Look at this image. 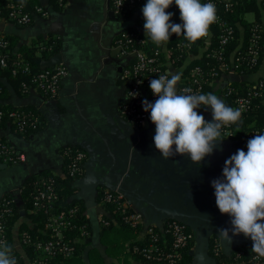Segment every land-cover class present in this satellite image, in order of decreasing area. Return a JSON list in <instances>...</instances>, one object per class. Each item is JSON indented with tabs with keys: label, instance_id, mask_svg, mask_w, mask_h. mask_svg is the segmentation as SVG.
<instances>
[{
	"label": "crops",
	"instance_id": "0c3cea01",
	"mask_svg": "<svg viewBox=\"0 0 264 264\" xmlns=\"http://www.w3.org/2000/svg\"><path fill=\"white\" fill-rule=\"evenodd\" d=\"M43 4L50 10L47 18L36 17L24 28L0 21V33L16 34L27 42L58 40L60 49L48 60H56V66L65 65L68 75L55 98H46L38 91L13 95L11 102L15 106L37 109L45 124L40 131L24 137L11 127L0 129V136L13 141L22 156L18 164L5 167L1 163L0 199L10 192L20 200L23 183L33 175L44 171L62 174L64 149L80 146L87 158L84 174L74 185L76 197L85 201L92 220L93 246L104 250L99 239L104 208L98 193L109 189L121 191L132 207L143 213L147 224L161 227L170 219L186 223L195 235V264H216L209 253L213 236L219 238L225 251H232L242 243L252 248L253 242L243 234L232 236L231 243L220 238L218 230L231 229V218L219 211L211 185L214 179L222 178L225 161L237 149L246 152L241 136L234 134L231 139L218 141L213 154L199 165L187 156L161 157L153 141L156 126L150 120V112L142 107L146 114L143 125L122 114V106L129 100V83L124 76L129 57L120 53L116 39L122 29L136 24L135 19L120 18L110 0H68L59 10L49 0H43ZM168 67L172 73H179ZM259 76V73L232 74L228 80L250 81ZM225 83L226 79L213 83V94L224 103ZM145 99L149 103L156 101L148 94ZM196 111L205 121H212L210 108L202 106ZM28 223L23 215L13 228V244L18 249H21L19 232ZM202 239L207 252L204 259L199 254ZM131 260L133 264H142L133 257Z\"/></svg>",
	"mask_w": 264,
	"mask_h": 264
},
{
	"label": "trees",
	"instance_id": "16d2710c",
	"mask_svg": "<svg viewBox=\"0 0 264 264\" xmlns=\"http://www.w3.org/2000/svg\"><path fill=\"white\" fill-rule=\"evenodd\" d=\"M207 0H201V3H206ZM147 0H140L137 6L133 10H127L124 14L118 15L125 21L135 19L136 26L128 27L126 31L138 30L144 42L139 46L145 51L153 53L156 50L161 51L162 59L168 62L173 69L179 70L181 79L178 81L176 89L182 85V82H190L193 78L192 69L196 65L202 67V76L204 79V89L208 93H213V83L221 80V76L225 79H229L230 73L228 71H221V61L215 57L207 55L215 48L220 49L219 34L222 31V27L218 22L210 25V36L207 39H199L194 44H191V49L178 47V43L187 44V40L184 35L170 36V40L167 43H162L159 47L151 42L150 38L145 37L144 30V17L142 14V8L146 4ZM11 3L23 5L24 11L32 12L36 4H43V0H0V7L2 12L0 13V21L4 18L9 23L8 12L13 8ZM49 3L53 5L57 10L61 9V5L58 0H49ZM218 16L230 24L233 28V39L224 45V49L220 54L234 64L241 63L237 72L241 76L252 75L259 73L260 76L256 80H232L224 84L225 104L233 107L235 97L247 95L249 89L255 84L263 82V86L257 88L259 91L258 96H253L251 101V108L242 113L241 121L233 125L234 134H239L247 152V141L252 137L249 134L252 131L259 130L261 134L264 128V0H232L230 9L225 7L224 3L219 2L216 5ZM34 11V10H33ZM173 13L171 23H181L180 11L178 7L173 4L166 9ZM248 13H253L254 18L249 20L247 18ZM19 28L27 26L15 24ZM31 25V24H30ZM29 26V25H28ZM255 29L258 32V39H256V47L260 51V56L255 64H251V57L249 55V48L251 44V37ZM2 37L7 41V46L2 49L3 54L7 59V65L2 66L0 62V109L5 111H11L17 108H29L36 111L40 117V124L38 129L33 131L36 133L44 128L45 119L43 115L32 107H19L15 106L11 99L14 94L25 95L28 93L23 92L24 84L29 87L33 86V77L40 73L44 69H52V67H44L37 59L42 58L48 60L60 49V43L55 41L51 50H40L38 46L41 42L51 44L52 39H35L30 42L22 41L20 36L2 32ZM210 53V54H211ZM241 58V59H240ZM22 61L18 72L14 73L16 61ZM20 62V61H19ZM24 66L29 67V71H23ZM215 67L218 70L220 77L215 79L210 76V70ZM233 88L231 94H229V88ZM46 98H50L49 95H44ZM11 127L14 131V126L9 124L7 120L0 122V129H6ZM20 136H28L29 133H19ZM234 135V136H235ZM1 139H6L0 136ZM77 151L85 150L80 146L66 147L64 171L62 174H55L52 172L44 171L38 175H33L28 178L22 185L20 200L13 198V194L7 192L0 199V214H3L2 220L7 227V234L5 239L7 245L12 247V256L16 260V264H133L131 257L139 260L142 264H193L194 254L193 248L195 246V239L191 241L189 246L183 249V258L177 263L148 261L144 259L138 252L135 251L136 247L142 246L145 242L140 239L144 234V224H133L128 215L133 212L132 208L123 211L117 205L112 203L104 204V212L101 214L100 219V232L99 239L101 245L104 247L102 251L98 246H93L91 243V236L93 235L92 220L87 212L85 201L76 197L77 188L74 183L84 174L83 161L82 171L73 177L68 172V163L76 155ZM86 153V152H85ZM3 160L0 159V166ZM52 181L58 199L56 201L47 204V207L36 208L33 205L35 190L41 180ZM105 189H101L98 193V199L101 200L102 193ZM5 199L9 202L3 201ZM5 204L1 207V205ZM6 208H10L6 211ZM74 209L75 212L70 214L69 210ZM22 210L25 211L24 218L29 220L26 227V233L31 236L30 241L24 242L23 238L20 239L21 249H18L13 244V228L16 223L23 218ZM56 214H64L68 220L67 227L63 232L62 242L68 244L71 247L69 253H65L61 250V245L57 244L54 247L53 253L43 252L38 247V243L41 241H47L52 238L51 229L46 228L48 219ZM189 227V226H188ZM23 230V228L21 227ZM189 229H191L189 227ZM192 230V229H191ZM148 238V236H147ZM219 238L216 236L211 237L209 242V253L216 264H251L253 263L252 248L246 243H242L235 247L232 251L226 252L221 247H217ZM108 257V261L106 260Z\"/></svg>",
	"mask_w": 264,
	"mask_h": 264
},
{
	"label": "built area",
	"instance_id": "2783aa9c",
	"mask_svg": "<svg viewBox=\"0 0 264 264\" xmlns=\"http://www.w3.org/2000/svg\"><path fill=\"white\" fill-rule=\"evenodd\" d=\"M68 0H58L59 4L63 7ZM112 3L113 10L117 15L124 14L127 10H133L136 8L137 3L140 0H110ZM212 2L215 7L221 2L225 4L227 9H230L232 5V0H207L206 3ZM10 6L13 8L8 12V20L12 23L28 26L32 24L36 17L47 18L49 16L50 10L44 4H36L34 6V11H24L23 5L11 3ZM166 11V10H165ZM2 9L0 7V13ZM169 12V11H166ZM218 24L222 27V31L219 34L220 49L215 48L212 50V53L209 52L207 55L217 58L221 61L220 70L225 72L228 71L230 75H241L237 72L238 67L241 63L234 64V59L232 63L227 62L224 57L220 54L224 49V45L233 39V28L216 12ZM173 17V16H172ZM6 19V18H4ZM182 23V22H181ZM210 36V33L207 37L201 39H207ZM258 39V32L255 29L251 37V44L249 48V55L251 57L250 63L253 65L257 62L258 57L260 56V51L256 47ZM56 39L52 38L51 44L41 42L38 46L40 50H51L55 44ZM144 42L138 30L136 31H121L116 39L117 46L120 49L122 55L129 57V64L124 71V76L129 83V100L122 106V114L127 118H130L137 123L143 125L146 119V114L143 111L142 102L144 96L148 94L153 99H158L157 96L153 95L149 83L152 79H158L160 75L166 73H172L171 69L168 67V62L163 61L161 56V51L158 49L153 53L145 51L142 47H139ZM187 44L178 43V47L185 48L186 50L191 49V46H186ZM7 46V41L2 37L0 33V62L2 66L7 65V59L2 52V49H5ZM211 53V54H210ZM241 59V58H240ZM20 61V62H19ZM15 62L17 66L14 68V73L18 72V67L21 66L22 61L19 60ZM23 71H29L28 66H24ZM210 76L212 78L220 77L218 70H215V67H212L210 70ZM204 72H202V67L196 65L192 69L193 78L189 82H182L178 94H207L208 92L204 89V79L200 78ZM68 75V69L65 65L60 64L54 68L44 69L37 75L33 77L34 85L29 87L24 84L23 92L30 93L32 91H38L42 95H49L50 98H55L60 90L62 80L65 76ZM170 78V77H169ZM225 79L224 76H221V80ZM227 83L228 78L226 79ZM178 84V83H177ZM177 86V85H176ZM263 86V82L260 84H255L250 87L247 95L237 96L234 99L233 107L234 109H240L241 113L248 111L251 108L252 97L258 96L260 93L257 90ZM229 94L232 93L233 88H229ZM7 120L9 124L14 126L15 131L19 133H29L38 129L40 124V117L33 109L29 108H17L11 111H5L0 109V122ZM222 138L231 139L234 135L233 125L222 128ZM264 132V128L262 129ZM261 134V131L256 130L252 131L249 136L253 137L254 135ZM86 157V153L83 151H77L76 155L68 163V172L71 176L76 177L83 168V161ZM0 159L3 160V163L7 165L18 164L22 156L18 153L17 145L9 139L0 138ZM17 200L15 196H13ZM58 199V195L54 188L52 181L49 182V179L41 180L38 184L33 205L36 208L47 207V204ZM3 201H6L3 199ZM6 202H9L8 200ZM100 203L104 206L106 203H112L117 205L123 211H126L128 208H132L133 212L128 215V219L135 224H144L145 231L141 235L140 239L145 243L142 246L136 247L135 251L138 252L144 259L148 261H163L168 263H177L183 258V249L187 248L191 241L195 239L193 230L189 229L188 225L180 220L170 219L164 222L160 226H155L152 224H147L144 219V215L137 208L132 207L131 202L124 196V194L119 190H109L105 189L102 193ZM5 204L2 203L1 207ZM10 209V208H9ZM8 208L5 210L8 211ZM70 214L75 212L74 209L69 210ZM3 214H0V245L7 244L5 239V234H7V227L2 220ZM64 214H56L51 216L46 224V228L51 229V236L47 241H41L38 243V247L42 249L43 252L53 253L54 247L57 244L61 245V250L66 254L70 252L71 247L68 244L62 242L63 232L65 227H67V222ZM28 225H22L23 230L19 232L20 239L23 238L24 242L30 241L31 236L26 233V227ZM148 236V238H147ZM217 247H221L220 241L218 240ZM222 248V247H221ZM237 264V263H236ZM251 264H264V258L258 257L257 254L253 256V263Z\"/></svg>",
	"mask_w": 264,
	"mask_h": 264
},
{
	"label": "clouds",
	"instance_id": "9594fccd",
	"mask_svg": "<svg viewBox=\"0 0 264 264\" xmlns=\"http://www.w3.org/2000/svg\"><path fill=\"white\" fill-rule=\"evenodd\" d=\"M173 2L182 23H171L173 13L165 11ZM216 12L212 2L201 0H147L142 8L145 37L159 47L172 34H182L188 41L186 46H191L209 35L210 25L217 20ZM180 79L179 73L152 79L149 87L158 99L154 103L145 99L142 106L156 126L153 141L160 156H187L199 165L213 154L217 142L224 140L221 129L240 122L242 113L213 93L178 94ZM202 106L211 109L212 121L198 114L196 109ZM211 185L219 211L231 218V229L218 230L220 238L231 243L232 236L243 234L253 242L252 252L264 257V134L247 141V152L237 149L225 161L222 178L214 179ZM0 264H16L10 245H0Z\"/></svg>",
	"mask_w": 264,
	"mask_h": 264
},
{
	"label": "water",
	"instance_id": "95a60500",
	"mask_svg": "<svg viewBox=\"0 0 264 264\" xmlns=\"http://www.w3.org/2000/svg\"><path fill=\"white\" fill-rule=\"evenodd\" d=\"M1 21L5 22L6 23V20L2 19ZM129 26H132V27H135L136 24L133 23V24H129ZM128 26V27H129ZM126 30V27L124 29H122L121 31H124ZM54 60V59H53ZM53 60H43L42 58H38L37 61L42 64L44 67H52L54 68L56 66V63L57 61H53ZM4 166H8L6 163L4 164ZM103 212H104V209H103ZM22 214L25 215V211L22 210ZM205 242H204V239L201 240V245H199V250H200V256L202 259L206 258L207 257V252L205 251ZM102 251H104L102 249ZM227 253L230 252V251H226ZM107 258V257H106ZM193 264H195V260L193 261Z\"/></svg>",
	"mask_w": 264,
	"mask_h": 264
},
{
	"label": "rangeland",
	"instance_id": "374dc122",
	"mask_svg": "<svg viewBox=\"0 0 264 264\" xmlns=\"http://www.w3.org/2000/svg\"><path fill=\"white\" fill-rule=\"evenodd\" d=\"M247 18H248L249 20H252V19L254 18V14H253V13H248V14H247Z\"/></svg>",
	"mask_w": 264,
	"mask_h": 264
},
{
	"label": "flooded vegetation",
	"instance_id": "af4514ba",
	"mask_svg": "<svg viewBox=\"0 0 264 264\" xmlns=\"http://www.w3.org/2000/svg\"><path fill=\"white\" fill-rule=\"evenodd\" d=\"M264 258V257H263Z\"/></svg>",
	"mask_w": 264,
	"mask_h": 264
}]
</instances>
